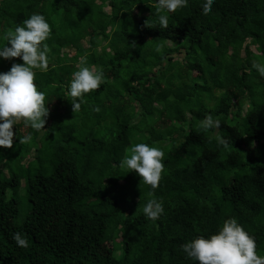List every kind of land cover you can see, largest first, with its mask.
Wrapping results in <instances>:
<instances>
[{
	"label": "trees",
	"instance_id": "trees-1",
	"mask_svg": "<svg viewBox=\"0 0 264 264\" xmlns=\"http://www.w3.org/2000/svg\"><path fill=\"white\" fill-rule=\"evenodd\" d=\"M201 3L162 10L160 28L156 0H0V46L34 12L51 29L48 68L34 69L46 107L54 103L44 129L20 120L12 146H0V249L15 262L199 264L181 244L230 217L264 256V82L251 83V62L264 63V0H214L208 14ZM85 55L104 83L72 112L67 87ZM13 61L22 63L0 58V72ZM209 114L218 129L200 128ZM140 142L165 153L154 190L122 164ZM150 198L163 203L155 221L141 211ZM52 220L65 252L38 244Z\"/></svg>",
	"mask_w": 264,
	"mask_h": 264
},
{
	"label": "clouds",
	"instance_id": "clouds-1",
	"mask_svg": "<svg viewBox=\"0 0 264 264\" xmlns=\"http://www.w3.org/2000/svg\"><path fill=\"white\" fill-rule=\"evenodd\" d=\"M187 2L188 0H156L155 11L158 14L159 27L168 26V16L159 14L162 10L175 12L178 8L186 6ZM213 2L214 0H202L201 13L208 14ZM50 32V25L45 16L34 12L3 36L7 43L0 46V58L10 60L19 57L22 63L13 61L7 71L0 72V146H12L15 134L13 126L20 120L37 131L44 129L48 108L45 93L37 90L34 83V69L46 71L48 68L49 49L45 41ZM78 65L77 70L72 73L65 96L71 102L72 112L81 109L85 94L104 83L102 69L88 66L86 55L79 57ZM251 68L264 77V63L253 60ZM94 110L100 111L99 106ZM199 126L203 130L218 129L220 121L209 114L200 121ZM30 138L25 136L23 140L26 142ZM215 139L218 144L226 143L219 134ZM164 155V151L159 147L144 142L135 143L131 146L130 155L124 156L122 164L128 171L138 174L140 179L154 190L158 187L164 171ZM141 211L145 217L155 221L164 211L163 203L150 198ZM55 225L56 221L52 220L45 226V234L38 240V244L65 252L50 235ZM11 238L17 247H28L27 239L21 233L14 232ZM180 247L189 259L198 261L199 264H264V256L256 252L255 238L232 217L225 219L214 234L207 237L198 235ZM15 261L17 260L9 250L0 249V264H19Z\"/></svg>",
	"mask_w": 264,
	"mask_h": 264
},
{
	"label": "rangeland",
	"instance_id": "rangeland-1",
	"mask_svg": "<svg viewBox=\"0 0 264 264\" xmlns=\"http://www.w3.org/2000/svg\"><path fill=\"white\" fill-rule=\"evenodd\" d=\"M105 10H107V11H109V7L108 6H106V8H105ZM135 11V10H134ZM134 14L135 15H137V13H136V11L134 12ZM84 43V45H86V42H83ZM251 49L252 50H254L255 51V48H254V46L253 45H251ZM71 53H73V51H71ZM180 56V55H179ZM183 71H187V65H185V66H183ZM263 82H264V77H261V76H257V77H255V78H252L251 79V83L252 84H258V85H261V84H263ZM53 102H51V103H48L47 104V107L50 109V108H52L53 107ZM19 122V121H18ZM160 123H157V125H159V126H167L168 125V121H166V120H164V119H161L160 121H159ZM14 127V126H13ZM16 128V127H15ZM29 129H28V127H23V128H21V135H27V134H29ZM136 139V137H133L132 139H130L131 141H133V140H135ZM243 142H244V138H241L240 139V144L241 145H243ZM33 152V151H32ZM31 152V153H32ZM121 185L122 184H120V185H117V187H116V190H119V188L121 187ZM22 215H24L23 213H22ZM107 247H108V245H106Z\"/></svg>",
	"mask_w": 264,
	"mask_h": 264
}]
</instances>
